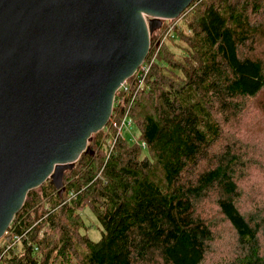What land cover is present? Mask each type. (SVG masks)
Masks as SVG:
<instances>
[{
	"label": "trees",
	"instance_id": "obj_1",
	"mask_svg": "<svg viewBox=\"0 0 264 264\" xmlns=\"http://www.w3.org/2000/svg\"><path fill=\"white\" fill-rule=\"evenodd\" d=\"M171 24L158 45L171 25L150 36L142 84L131 77L128 96L114 97L111 116L128 110L139 138L110 146L108 123L92 135L93 153L65 171L61 194L49 180L31 189L0 264H204L220 242L212 205L235 236L231 255L212 264H264V217L241 209L252 165L236 136L254 106L262 110L264 0H193Z\"/></svg>",
	"mask_w": 264,
	"mask_h": 264
},
{
	"label": "water",
	"instance_id": "obj_2",
	"mask_svg": "<svg viewBox=\"0 0 264 264\" xmlns=\"http://www.w3.org/2000/svg\"><path fill=\"white\" fill-rule=\"evenodd\" d=\"M192 1L0 0V238L31 189L63 192L151 34Z\"/></svg>",
	"mask_w": 264,
	"mask_h": 264
},
{
	"label": "rangeland",
	"instance_id": "obj_3",
	"mask_svg": "<svg viewBox=\"0 0 264 264\" xmlns=\"http://www.w3.org/2000/svg\"><path fill=\"white\" fill-rule=\"evenodd\" d=\"M172 21L173 20H163V22L169 26H172ZM257 47V52L260 53L264 59L263 42L261 46L259 44ZM260 103L262 104V110H259L257 106H254L256 111H251V114L246 117L244 120L246 125L238 129V133L240 134H236V136L241 138L244 137L243 139L245 142H249L245 143L244 141H240L239 144L245 152L248 153L250 157V165H252L250 171L245 172V181L242 182L243 198L241 199V209L244 212L251 214L257 211L262 217H264V93L260 95ZM117 114V112L114 113L108 121L111 129L114 128L113 125L110 126L111 120L116 118ZM126 120L128 122L129 118H126ZM106 128L107 125L103 128L104 132L107 130ZM122 136L123 138L128 139L131 143L139 138V133L134 123H127L122 127ZM211 210H214V216H216L214 217L217 228L216 233H219L218 239L220 242L217 243V241H215V243H212L210 247L211 251L209 250L206 254L204 264H212L216 262L218 258L231 255L230 253L234 250L233 248H235L234 233L218 214L214 205L211 206ZM81 213L88 226L87 233L89 237L92 240H97L100 237L101 229L99 223L89 208L86 207ZM43 230L44 227L41 228L40 234H42ZM259 239L264 243V224L259 232Z\"/></svg>",
	"mask_w": 264,
	"mask_h": 264
},
{
	"label": "built area",
	"instance_id": "obj_4",
	"mask_svg": "<svg viewBox=\"0 0 264 264\" xmlns=\"http://www.w3.org/2000/svg\"><path fill=\"white\" fill-rule=\"evenodd\" d=\"M170 26L166 32L161 36V39H158V42H161L162 40H164L167 36V34L170 32L171 30ZM149 67V63L148 62H143L140 67L136 70V72L134 73L132 77L133 82L135 81V84L140 86L143 82V79L145 77V74L148 70ZM130 77V78H131ZM131 86L132 83L131 81L126 80L124 83H122L121 87L118 89L119 92H122L124 94V96H128L130 90H131ZM120 102V100H119ZM117 112V111H116ZM115 112V113H116ZM118 113V112H117ZM126 118H129L128 115V110H125L122 114H117L116 118H114L113 120H111L110 126L113 125V129L115 130V137L113 138V140H111L109 142L110 146L113 144V142L117 139V137L123 138L122 136V127L124 125H126L127 123L130 124L131 123V119L129 118V121L127 122ZM111 119V118H110ZM142 146H144V143H142ZM19 242V237L18 235H14L10 242L6 245V249H8L9 247L17 244ZM4 248V244H3V240L0 239V249L3 250ZM1 256H2V251H0V262H1Z\"/></svg>",
	"mask_w": 264,
	"mask_h": 264
},
{
	"label": "bare ground",
	"instance_id": "obj_5",
	"mask_svg": "<svg viewBox=\"0 0 264 264\" xmlns=\"http://www.w3.org/2000/svg\"><path fill=\"white\" fill-rule=\"evenodd\" d=\"M116 92H117V91H116ZM111 114H112V113H111ZM7 230H8V229H7ZM6 232H7V231H6ZM5 234H6V233H5ZM5 234H4V235H5ZM4 235H3V236H4Z\"/></svg>",
	"mask_w": 264,
	"mask_h": 264
}]
</instances>
